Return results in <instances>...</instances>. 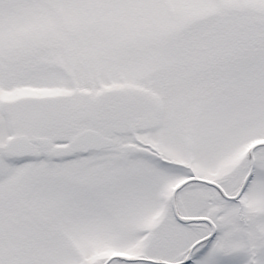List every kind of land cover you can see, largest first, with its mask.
<instances>
[{
	"label": "snow or ice",
	"instance_id": "snow-or-ice-1",
	"mask_svg": "<svg viewBox=\"0 0 264 264\" xmlns=\"http://www.w3.org/2000/svg\"><path fill=\"white\" fill-rule=\"evenodd\" d=\"M0 264H264V0H0Z\"/></svg>",
	"mask_w": 264,
	"mask_h": 264
}]
</instances>
